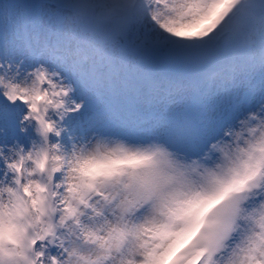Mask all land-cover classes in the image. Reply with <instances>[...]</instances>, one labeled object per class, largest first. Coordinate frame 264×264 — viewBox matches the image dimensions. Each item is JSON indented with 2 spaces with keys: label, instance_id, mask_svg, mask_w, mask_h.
Segmentation results:
<instances>
[{
  "label": "clouds",
  "instance_id": "1",
  "mask_svg": "<svg viewBox=\"0 0 264 264\" xmlns=\"http://www.w3.org/2000/svg\"><path fill=\"white\" fill-rule=\"evenodd\" d=\"M43 3L46 30L18 36L27 56H0V98L17 110L19 129V138L0 140V264H158L156 257L187 237L171 264H264V103L202 151L184 147L197 134L191 120L147 141L112 137L150 154L109 180L87 174L96 142L89 137L85 148L68 123L86 105L69 81L74 59L87 57L83 70L95 68L134 111L229 91L264 71V0ZM233 26L226 46L208 57L169 59L155 44L157 37L202 44ZM37 38L59 41L67 63L35 53L30 40ZM137 70L188 75L176 79L179 91L149 97L142 86L121 87ZM185 125L190 134L168 147L164 140ZM145 191L151 195L134 198Z\"/></svg>",
  "mask_w": 264,
  "mask_h": 264
},
{
  "label": "snow or ice",
  "instance_id": "2",
  "mask_svg": "<svg viewBox=\"0 0 264 264\" xmlns=\"http://www.w3.org/2000/svg\"><path fill=\"white\" fill-rule=\"evenodd\" d=\"M224 5L218 7L216 14L219 15L223 10ZM23 23L25 31L31 25L30 9L26 8L23 15ZM236 30L235 26L228 31L221 32L202 44L189 45L176 40H171L168 37H157L155 44L160 48V55L169 59L172 58H186V57H208L215 54L226 46L227 38L231 32ZM35 29L32 30L35 33ZM154 31V30H153ZM30 47H33L35 53L42 57H46L48 62L53 65H60L67 63V57L64 49L59 41L55 43L41 44L39 39L35 40L32 45L30 40ZM79 55V49L77 50ZM87 57L82 59H74L72 61L69 81L75 83L78 90V99L86 101L83 111L76 117L70 120L69 127L73 133L78 136V139L88 148V139L91 137L95 141V152L85 158V164L88 165L90 175L93 179L103 177L105 180L111 179L114 175L123 174L119 170L122 168H137L144 163V158L149 156L150 150L142 149L133 144L128 146L119 141L112 140V137H122L129 139L123 132H116L109 130V124L105 123L104 114H99L95 117L89 116L87 123L83 121L86 113L90 112V100L105 101L107 109V119L109 122H118L119 124H127L130 121H139L140 116L134 111L123 97L117 98L115 90L107 83L93 68L92 70H83ZM44 62V61H41ZM136 86H142V90L149 96H159L164 92L172 94L181 88V83L171 77L164 78L161 72H152L137 70L130 79L125 80L121 86L126 89H134ZM190 127L185 125L183 128L176 130L172 135L164 140L168 147H176L179 139L187 137L190 134ZM92 133H96L92 136ZM115 144V149L108 151L107 145ZM150 192H136L133 194L134 198L149 197ZM131 204L132 201H125ZM215 203H219L216 201ZM214 206V205H213ZM125 211H132L131 207L125 208ZM191 242V237L178 240L168 251L156 257L158 264H171V262L179 255V253ZM155 256L154 253L150 254Z\"/></svg>",
  "mask_w": 264,
  "mask_h": 264
},
{
  "label": "rangeland",
  "instance_id": "3",
  "mask_svg": "<svg viewBox=\"0 0 264 264\" xmlns=\"http://www.w3.org/2000/svg\"><path fill=\"white\" fill-rule=\"evenodd\" d=\"M20 5H21L20 1L18 2L15 0H0V17L5 21L9 22L10 24H13L12 19H16L18 15V23L20 24V15L22 11V7ZM44 29H45V25H44ZM0 99L2 100V98ZM89 103L91 105V114L89 113V116L95 117L99 114H104L105 116L104 122L109 124V130L116 132H123L122 134L137 141H147L153 138L152 135L154 134H152L150 129L147 128V125H140V127L137 128L135 127V125L131 123V121L127 122V124H119L118 122H109L107 119V109H106L105 101L90 100ZM1 110L3 113L4 107L3 108L1 107ZM247 111H251V110L242 111L239 114V116H241ZM160 124H162L161 130L165 129L162 121L159 122V125ZM125 125H129L130 127H126ZM156 125L157 123H155V126Z\"/></svg>",
  "mask_w": 264,
  "mask_h": 264
},
{
  "label": "bare ground",
  "instance_id": "4",
  "mask_svg": "<svg viewBox=\"0 0 264 264\" xmlns=\"http://www.w3.org/2000/svg\"><path fill=\"white\" fill-rule=\"evenodd\" d=\"M0 127H4L3 124L0 125ZM4 128H5V127H4ZM6 131H7V129H6ZM0 140H3V139L0 137ZM3 141H5V140H3ZM7 142H9V141H7Z\"/></svg>",
  "mask_w": 264,
  "mask_h": 264
}]
</instances>
